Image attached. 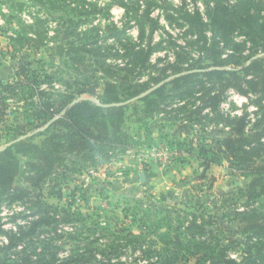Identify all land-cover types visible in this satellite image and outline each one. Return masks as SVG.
Returning <instances> with one entry per match:
<instances>
[{
  "label": "trees",
  "instance_id": "obj_1",
  "mask_svg": "<svg viewBox=\"0 0 264 264\" xmlns=\"http://www.w3.org/2000/svg\"><path fill=\"white\" fill-rule=\"evenodd\" d=\"M47 1L69 8L57 35L70 62L86 71L84 78L90 65L94 75L100 74L102 93L99 104L81 97L94 95L96 79L80 85L91 89L44 101L38 114L27 116L31 133L0 150V207L18 204L25 210L0 211L5 212L0 215V264H264V0H181L194 6L182 19L208 61L197 66L186 61L183 67L177 53L159 69V61L152 63L150 57L162 40L153 42L150 35L164 27L151 12L157 8L168 22L177 21L166 11L165 0H108V11L118 5L129 17L121 28L109 22V13L104 24L72 20L77 8L92 9L95 18V1ZM146 20L152 25L146 27ZM134 25L138 37L130 41L127 29ZM25 40L29 45L32 38ZM156 70L161 76H152ZM20 73L24 80L2 85L1 91L13 94L26 87L32 92L31 75L24 66ZM150 89L135 101L142 118L172 108L170 114L202 127L216 125L215 138L205 129L196 147L184 149L202 167L198 178H205L211 165L225 166L243 184L221 194L216 203L180 201L186 208L181 211L171 209L173 195L163 192L146 211H81L67 194L61 203L66 176L80 177L133 146L123 128V102ZM231 93L245 102L236 105ZM38 120L43 129L33 133ZM76 193L74 188L68 195ZM208 206L212 211H206Z\"/></svg>",
  "mask_w": 264,
  "mask_h": 264
},
{
  "label": "rangeland",
  "instance_id": "obj_2",
  "mask_svg": "<svg viewBox=\"0 0 264 264\" xmlns=\"http://www.w3.org/2000/svg\"><path fill=\"white\" fill-rule=\"evenodd\" d=\"M92 1L97 3L95 18L90 13L92 9L85 11L77 8L74 11L76 16L72 19L74 22L95 19L92 23L100 20V23L104 24L102 19L109 13V22L120 28L128 25L129 17L125 15L122 7L115 5L108 11L105 7L108 0ZM164 7L167 12L174 13L177 21L168 22L157 8L151 12L150 16L157 19L160 27L164 29L159 28L150 35L153 42L162 40L160 50L150 57V61H159L156 65L159 69L166 63L173 62L176 54L180 53L183 62H179V65L183 67H186V61L194 66L206 63L208 60L201 44L187 33V26L182 19L185 11H193L194 6L188 2L183 5L181 0H165ZM197 7L202 20L207 22L203 5L198 3ZM170 8L176 11L169 10ZM138 9L140 13L143 6L140 5ZM67 11L69 8L58 1L0 0V97L4 99L3 102L0 99V150L14 141L23 140L31 133L26 125L27 116L33 112L38 114L44 101H58L63 92L78 94L79 91L90 87L80 86L83 81L92 85L96 79L98 85L93 88L94 95L82 94L81 97L94 101L98 100L102 93V80L98 79L100 74L94 75L93 66L90 65L87 78H84L86 71L70 62L67 48L62 46V39L57 35L58 23L60 24L62 19H68ZM178 23H182V26ZM130 24L133 25L132 22ZM30 25L31 29L28 28ZM82 25L85 27L89 23ZM150 25L151 21L146 20L145 26ZM137 29L136 25L127 29L130 41H137ZM26 36L32 38L29 45L26 43ZM21 66H24L32 77V92L26 87L23 91L15 89L13 94L1 91L2 85L12 83L18 78L24 80L20 73ZM136 73L137 71L134 75ZM158 75L160 73L158 74L157 70L152 74L154 77ZM160 84L162 82L154 84L151 88ZM28 94H32V97ZM136 97L123 102L127 106L123 128L132 136L133 146L119 151L108 162L90 168V172L84 171L80 177L73 174L65 178L67 187H63V196H71L69 200L73 199L75 204H79L81 211H146L148 203L159 202L158 197L162 192L172 193L171 203H176L171 209L181 211L186 208L185 205L179 204L180 201L193 204H211L214 201L216 203L221 194L243 184V179L231 173L225 166L211 165L205 172V178L199 179L202 171L199 161L184 151L188 145L196 147V140L205 129V132L215 138V124L208 123L204 128L201 124L181 117V114H170L172 108L166 110L169 113L164 111L155 113L150 118H142L139 112L140 104L135 102ZM230 99L238 106L245 102L244 97L235 93L230 94ZM55 107L57 109L58 105ZM224 108H227V104ZM57 112H54V115ZM41 123V120L35 122L33 133L43 129V126H37ZM189 141L192 142L188 144ZM20 159L23 161V158ZM140 174L144 175L143 182L140 180ZM81 179H84L83 183ZM17 181H22V176H19ZM74 188L77 193L72 197V194H68ZM82 197L84 199L79 200ZM49 201L56 202V199L49 198ZM0 211L25 210L17 204L11 207L2 205ZM206 211H212V207L208 206ZM4 213L0 215L3 216Z\"/></svg>",
  "mask_w": 264,
  "mask_h": 264
},
{
  "label": "water",
  "instance_id": "obj_3",
  "mask_svg": "<svg viewBox=\"0 0 264 264\" xmlns=\"http://www.w3.org/2000/svg\"><path fill=\"white\" fill-rule=\"evenodd\" d=\"M150 91H151V89L148 90V91H146V92H144V93H142V94H140V95H138V96L136 97V99H138V98H140L141 96H143V95L149 93ZM94 101H95L97 104H99V103H98V100H94ZM73 102H75V101H73ZM140 180H141V182L144 181V175H143V174H140Z\"/></svg>",
  "mask_w": 264,
  "mask_h": 264
},
{
  "label": "built area",
  "instance_id": "obj_4",
  "mask_svg": "<svg viewBox=\"0 0 264 264\" xmlns=\"http://www.w3.org/2000/svg\"><path fill=\"white\" fill-rule=\"evenodd\" d=\"M159 156H161V155H159Z\"/></svg>",
  "mask_w": 264,
  "mask_h": 264
}]
</instances>
